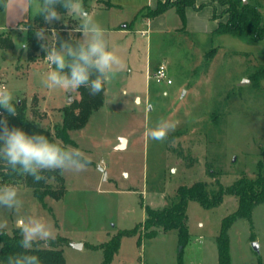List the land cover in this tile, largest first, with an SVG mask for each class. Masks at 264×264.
Wrapping results in <instances>:
<instances>
[{
    "label": "rangeland",
    "instance_id": "1",
    "mask_svg": "<svg viewBox=\"0 0 264 264\" xmlns=\"http://www.w3.org/2000/svg\"><path fill=\"white\" fill-rule=\"evenodd\" d=\"M113 1L84 3L126 65L105 84L102 108L84 127L69 132L75 143L71 147L81 150L90 165L80 173L63 172L66 191L60 199L46 197L42 202L20 180L16 186L24 207L19 213L0 209V220L8 221L7 232L27 213L51 221L54 239H66L59 245L66 264H102L99 246L144 221L146 206L168 205L180 186L204 182L218 189L217 183L229 186L242 175L255 176L264 148V77L252 76L264 66V39L174 31L125 35L111 24V17L125 14L132 19L136 10L128 0H122L126 5L120 11L119 6L111 8ZM254 4L264 21V0ZM36 16L29 13L26 20ZM61 16L44 23L46 35L51 36L52 29L57 33L59 28H75V20L66 13ZM11 18L0 7L2 42L13 41L11 48L0 46V82L13 91L14 102L25 105L27 118L52 130L62 121L63 108L80 99L79 92L42 86L41 76L51 70L43 59L46 50L29 61L23 47L27 33L21 29L25 24L6 28L3 24ZM128 39L134 41L130 48ZM213 47L217 53L205 66V52ZM147 52L153 65H167L172 85L153 79L147 85L145 75L131 72L144 69ZM72 113L78 117L80 109L73 107ZM161 119L175 121V130L164 141L150 139L146 130ZM122 138L126 144L119 149ZM0 167L6 175L7 165L0 161ZM3 184H12V178L4 180L0 174ZM237 207L238 198L228 194L213 208L189 201L190 239L181 255L175 230L164 233L155 228V235L148 236L141 229L121 238L109 264H218L216 238L224 218ZM228 233L230 264H264V203L255 206L251 220H236Z\"/></svg>",
    "mask_w": 264,
    "mask_h": 264
},
{
    "label": "trees",
    "instance_id": "2",
    "mask_svg": "<svg viewBox=\"0 0 264 264\" xmlns=\"http://www.w3.org/2000/svg\"><path fill=\"white\" fill-rule=\"evenodd\" d=\"M87 0H84V3ZM217 2L223 7L220 16H227L225 21H219L217 28L213 34L216 33H230L235 36L252 39H264V21L261 11L256 5L247 2L243 3L242 0H211ZM204 5H196L195 0H166L165 2L158 3L157 7L149 10L147 16L154 17L169 7H175L176 11L181 18L183 24L186 21L185 10L187 7H193L199 10ZM57 10L64 14L66 11L57 5ZM216 18V14H215ZM44 19L42 16L37 15L33 21L27 20L25 28H27L26 44L28 47L25 49L29 61L35 60L37 54L44 53L45 49L41 47L42 41L35 37V31L43 28ZM73 30H66L64 28L57 29L58 42L59 39L67 40L70 34L79 39L80 33L71 32ZM0 35V46L11 48L13 46L12 39H6L2 42ZM217 53L216 48H211L205 52V66L208 65ZM253 78L259 80L264 77V66H261L253 73ZM105 90L97 94L90 95L86 87L77 89L80 95L79 100H75L70 105L63 108V119L53 127V131L49 128H44L36 125L32 120L27 118L25 113V105L23 103H16L17 115H10L5 109L4 116L0 117V121H6L9 129L20 128L28 135L43 134L49 138L51 142L59 143L64 146H74L75 143L70 137L69 132L84 127L90 120L91 116L97 112L105 102ZM78 107L80 113L78 117H74L72 108ZM3 125L0 124V130ZM2 167H0L1 171ZM257 172L255 176L249 177L242 175L233 184L223 186L218 184V189L209 188L204 182H196L191 186H180L174 198H172L168 205L163 208H153L146 206V216L144 221L136 225L131 230H122L114 235L108 242L101 244L99 248L103 250L102 264H109L113 256L118 252L120 241L123 236H132L142 229L146 235L154 236L155 228L161 229L164 233L175 230L177 232L179 255L182 254L184 247L188 244L190 239L189 226L187 224V206L189 201H196L205 208L217 207L221 204L223 195L228 194L238 198L237 210L224 218L221 230L216 238L218 248V264H230V242H229V229L231 225L239 219L251 220L253 209L255 206L264 203V148L260 153V160L256 164ZM4 180L12 178V184L24 180L29 188H31L34 196L40 201L44 202L46 197L60 199L65 191L66 184L63 173L60 170L44 171L42 174L46 180L34 182L31 176H19L8 170L6 175L0 173ZM55 185H54V184ZM21 235L18 228H13L11 232L5 231L0 234V264H7L8 257L15 254H29L36 255L40 258L41 264H66V259L63 250L59 248L62 242L66 239L57 237L56 239L47 242L41 241L38 245H34L31 250H25L20 247ZM46 246H43V245ZM96 248L97 246H91ZM262 264V262H260Z\"/></svg>",
    "mask_w": 264,
    "mask_h": 264
},
{
    "label": "clouds",
    "instance_id": "3",
    "mask_svg": "<svg viewBox=\"0 0 264 264\" xmlns=\"http://www.w3.org/2000/svg\"><path fill=\"white\" fill-rule=\"evenodd\" d=\"M57 5L66 11L68 18L77 22L73 31L80 33L81 38L70 34L69 39H59L58 42L55 29L51 30V36L46 35L44 28L35 31V37L43 42L41 47L46 50L43 59L51 69L41 76L40 82L48 89L72 91L86 87L90 95H97L104 90L105 84L125 70L126 65L110 46L106 30L85 7L84 0H0L6 17L18 18L30 13L42 16L49 24L62 19ZM3 25L7 27V23ZM21 29L27 31L23 26ZM23 47L26 49L28 45L25 43ZM16 101L11 89L0 88V108L12 116L17 115ZM0 124L3 125L0 130V161L16 175L31 176L38 183L46 180L42 174L44 171L80 173L91 163L79 149L51 142L43 134L28 135L20 128L9 129L6 121H0ZM175 127V121L161 119L146 130V135L150 139L164 141ZM23 207L18 186L0 185V209L19 213ZM7 227V219L0 220V234H4ZM16 227L21 235L20 247L25 250H31L41 241L54 239L53 224L38 214L18 216ZM7 264H41V261L36 255L21 253L9 256Z\"/></svg>",
    "mask_w": 264,
    "mask_h": 264
},
{
    "label": "crops",
    "instance_id": "4",
    "mask_svg": "<svg viewBox=\"0 0 264 264\" xmlns=\"http://www.w3.org/2000/svg\"><path fill=\"white\" fill-rule=\"evenodd\" d=\"M132 1L133 9L136 10L134 17L126 18L124 15L118 19L111 17V24L117 26L119 32L127 35L129 33L141 34L143 37H147L149 32H185L187 34H202L205 37L212 35L214 30L218 26V22L225 21L227 16H223L221 19L218 18V12L222 10L223 7L219 6L217 2H212L211 0H195L196 5L203 4L204 6L199 10H196L193 7H187L185 10L186 21L183 24L181 18L179 17L175 7H169L164 12L150 17L147 16L149 10H153L157 7L158 3L165 2L166 0H128ZM250 4H254L256 0H247ZM126 2L122 0H114L111 3V8L118 7L119 11L121 10ZM116 5V6H115ZM256 5V4H254ZM114 14V13H113ZM216 14V18H215ZM28 15V14H27ZM27 15L18 18L7 19V27L13 28L23 25L27 20ZM131 39H128L127 47H131ZM138 41L135 40V43ZM145 65L144 69L133 70L131 72H138L141 75H145V80L148 83L151 82L149 76L157 68L158 65H153L151 62V57L148 52L145 55ZM172 85V84H171ZM137 95V94H135Z\"/></svg>",
    "mask_w": 264,
    "mask_h": 264
},
{
    "label": "built area",
    "instance_id": "5",
    "mask_svg": "<svg viewBox=\"0 0 264 264\" xmlns=\"http://www.w3.org/2000/svg\"><path fill=\"white\" fill-rule=\"evenodd\" d=\"M149 79H153L156 83H166L167 85L172 84V80L169 77V71L167 68V65L165 63H160L157 68L152 72V74L149 76ZM5 85L0 82V88H4ZM5 114L3 108H0V117H3Z\"/></svg>",
    "mask_w": 264,
    "mask_h": 264
},
{
    "label": "water",
    "instance_id": "6",
    "mask_svg": "<svg viewBox=\"0 0 264 264\" xmlns=\"http://www.w3.org/2000/svg\"><path fill=\"white\" fill-rule=\"evenodd\" d=\"M243 1V3L244 4H246L247 3V0H242ZM71 95V93H69V96ZM70 102H72V98L71 97H69V99H68V103H70ZM125 144H126V139H121V144L119 145V149H121L122 147H124L125 146ZM75 245V244H74ZM76 246V245H75ZM253 247H254V249L257 251L258 250V245H257V243H253Z\"/></svg>",
    "mask_w": 264,
    "mask_h": 264
}]
</instances>
